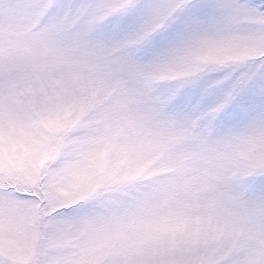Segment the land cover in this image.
Listing matches in <instances>:
<instances>
[{"label":"snow or ice","instance_id":"snow-or-ice-1","mask_svg":"<svg viewBox=\"0 0 264 264\" xmlns=\"http://www.w3.org/2000/svg\"><path fill=\"white\" fill-rule=\"evenodd\" d=\"M0 264H264V0H0Z\"/></svg>","mask_w":264,"mask_h":264}]
</instances>
